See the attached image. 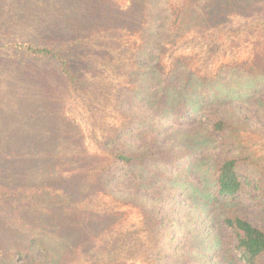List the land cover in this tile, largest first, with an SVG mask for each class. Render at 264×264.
Segmentation results:
<instances>
[{"label": "trees", "instance_id": "1", "mask_svg": "<svg viewBox=\"0 0 264 264\" xmlns=\"http://www.w3.org/2000/svg\"><path fill=\"white\" fill-rule=\"evenodd\" d=\"M126 1L0 0V264H264V0ZM106 29L131 69L91 153L63 95L96 99L83 50ZM217 33L249 34L247 59L175 54ZM93 198L140 226L92 248L122 221Z\"/></svg>", "mask_w": 264, "mask_h": 264}, {"label": "rangeland", "instance_id": "2", "mask_svg": "<svg viewBox=\"0 0 264 264\" xmlns=\"http://www.w3.org/2000/svg\"><path fill=\"white\" fill-rule=\"evenodd\" d=\"M119 8H126V0H106ZM241 22L238 18H231L227 27L236 26ZM215 30L214 32H217ZM249 36V34H248ZM247 35L238 38L225 39L214 34V39H207L197 45H187L176 50L175 54L204 56L211 61V70L214 72L221 65L237 66L247 59L251 49ZM195 40L194 43H196ZM208 43H212L210 46ZM129 43L125 41L119 32L114 29H106L94 32L90 35L89 44L84 48L86 55L85 66H88V80L95 88L97 97L93 99L89 95L82 96L89 107L83 104L77 96L72 93L63 95V113L72 120L80 129L82 142L91 153L96 151L99 141H102L107 132L118 124L116 111L113 108V101L108 98L122 85L127 73L131 69L129 57ZM207 49V50H206ZM36 63H43L36 61ZM46 64V63H45ZM83 65V64H82ZM50 63L45 67L51 68ZM28 68H33L31 62ZM53 68V66H52ZM236 91H239L236 88ZM82 209L92 214L121 213L122 221L116 224L112 231H108L98 238V243L92 245L104 250L113 237L123 234L125 231H133L141 224L140 214L130 207L116 206L107 198H93L82 202ZM127 264H141L138 259H126Z\"/></svg>", "mask_w": 264, "mask_h": 264}]
</instances>
